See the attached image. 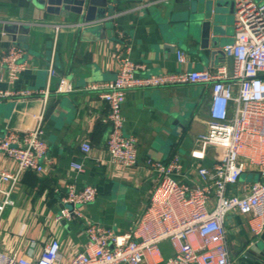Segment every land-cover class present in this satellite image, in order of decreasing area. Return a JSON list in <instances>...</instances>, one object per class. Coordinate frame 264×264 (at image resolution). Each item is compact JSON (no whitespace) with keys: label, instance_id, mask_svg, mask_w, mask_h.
<instances>
[{"label":"crops","instance_id":"0c3cea01","mask_svg":"<svg viewBox=\"0 0 264 264\" xmlns=\"http://www.w3.org/2000/svg\"><path fill=\"white\" fill-rule=\"evenodd\" d=\"M155 1L119 0L100 28L73 14L68 18L45 14L26 0H0V54L11 45L21 47L18 61L26 64L14 84L0 82V91H47L44 96L0 98V135L8 130L23 134L33 129L41 116L47 144L46 171L24 172L11 189V204L5 206L0 219L1 252L36 259L55 238L60 243V264H69L88 241L87 225L98 223L120 234L135 227L155 185L148 159L167 161L178 155L187 169L192 163L210 169L216 162L219 151L213 147H205L198 162L190 156L201 147L196 138L207 131L210 121V86L202 84L128 91L122 106L123 132L136 139L137 164L127 169L109 162L105 148L109 127L104 122L108 107L99 97L100 89L86 88L114 79L117 55L142 64L143 75L218 66L231 72V60L224 57L222 49L234 39L233 11L226 6L212 11L210 32L202 44L200 21L182 12L171 14ZM21 25L27 27L26 34L18 32ZM52 25H59V31L55 33ZM12 26L13 33L8 31ZM176 50L183 51V63L176 60ZM50 65L57 75L48 76ZM60 77L70 82L71 92L56 93ZM83 140L91 145L88 155L79 149ZM72 162L81 163L83 171L71 168ZM15 169V163L0 151V172L13 173ZM256 178L247 174L239 185L228 186L227 192L242 194L241 187ZM67 184L76 189L91 185L96 198L75 206L80 217L56 223L54 217L63 207L61 198ZM9 188V183L0 182L1 190ZM225 226L232 264H264V229L256 242L247 217L237 213L226 216ZM159 252L157 260L174 253L168 241L159 244Z\"/></svg>","mask_w":264,"mask_h":264},{"label":"built area","instance_id":"2783aa9c","mask_svg":"<svg viewBox=\"0 0 264 264\" xmlns=\"http://www.w3.org/2000/svg\"><path fill=\"white\" fill-rule=\"evenodd\" d=\"M234 39L223 47V55L231 60V72L224 66L213 70L163 72L143 75L144 66L127 55H117L112 81L91 84L86 89L101 90L99 97L108 107L104 122L109 130L105 148L109 162L130 169L137 164L136 139L123 132L122 106L126 93L134 89L202 84L210 86V121L205 133L196 138L201 146L191 151L194 162L202 160L204 148L219 151L209 169L200 163L185 168L178 155L167 161H146L154 176L149 202L135 227L127 233H115L98 223L86 226L88 241L69 264H232L228 247L225 218L231 213L247 217L251 234L260 238L264 229V1L234 0ZM55 33L59 25H52ZM23 48L11 45L0 54V82L14 84L26 64L19 62ZM176 60L185 61L183 51L176 50ZM57 75L52 65L48 76ZM72 91L70 82L60 77L56 93ZM28 89L0 91V98L46 95L47 91ZM41 116L33 129L19 134L8 130L0 135V151L15 163V171L0 172V182L10 184L1 190L0 219L9 194L26 171L43 173L46 167L47 144L42 137ZM88 155L91 145L83 140L79 146ZM71 168L83 171L81 163ZM257 175L242 194H229L228 186L240 183L243 175ZM96 198V189L86 185L76 189L65 186L62 209L54 217L56 223L80 217L76 205H85ZM168 241L173 255L160 257L159 244ZM60 243L55 238L43 247L36 259L24 255H8L0 251V264H60Z\"/></svg>","mask_w":264,"mask_h":264},{"label":"water","instance_id":"95a60500","mask_svg":"<svg viewBox=\"0 0 264 264\" xmlns=\"http://www.w3.org/2000/svg\"><path fill=\"white\" fill-rule=\"evenodd\" d=\"M33 7L43 10L45 14L60 16L61 18H68L69 14L78 17L82 22L90 24L92 27L103 28L106 15L113 10V6L119 0H26ZM156 2L155 0H152ZM159 5L164 6L169 13L182 12L187 14L201 23V38L202 44H206V39L210 32V21L212 11L220 9L223 6L229 8L230 11L234 9V0H159ZM74 23V22H73ZM86 24V25H87ZM97 25V26H96ZM14 27H9L8 31L13 33ZM18 32L26 34L27 27L21 25L18 27ZM18 40L25 41L23 37ZM252 249L260 250L257 246Z\"/></svg>","mask_w":264,"mask_h":264},{"label":"rangeland","instance_id":"374dc122","mask_svg":"<svg viewBox=\"0 0 264 264\" xmlns=\"http://www.w3.org/2000/svg\"><path fill=\"white\" fill-rule=\"evenodd\" d=\"M256 1H259V0H256ZM245 175L242 176V178L244 177Z\"/></svg>","mask_w":264,"mask_h":264}]
</instances>
